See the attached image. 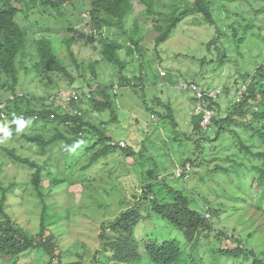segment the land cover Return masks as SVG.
Listing matches in <instances>:
<instances>
[{"label":"rangeland","instance_id":"374dc122","mask_svg":"<svg viewBox=\"0 0 264 264\" xmlns=\"http://www.w3.org/2000/svg\"><path fill=\"white\" fill-rule=\"evenodd\" d=\"M91 1L63 0L57 7L40 4L29 18H26L25 13L17 17L21 27L27 29L30 41L44 37L51 41L54 52L71 76L62 73L45 75L33 69L25 73L22 70L17 94L29 95L31 99H27L31 102H21L20 108L24 112L29 108L49 110L52 107L62 115L72 114L78 106L54 100L59 91H85L88 87L98 85L106 87L112 99L111 109L101 113L91 112L93 110L89 111V104H84L81 108L88 110L84 114L86 120L115 140H133L135 156L126 158L120 151H114L85 171L82 168L88 164L92 152L86 154L84 148L88 147V138L97 139L98 136L92 133L88 134L90 137L86 135L83 149L74 147L66 153L63 144L59 143L41 154L39 148L27 142L22 135L41 134L50 137L58 130L66 132L64 128L56 123L43 127L31 120L11 139L5 135V131L12 122L7 119L5 123H0V187L7 189L12 183L15 184L7 194L4 210L16 227L27 233L34 245L14 258L0 254V264H112L109 261L111 254L103 249L99 239L103 231L101 225L102 222L109 224L115 221L127 207V204L121 203L124 197L117 189L121 185L125 187L131 176L133 191L138 189L140 192L144 178L148 183L152 182L147 172L157 170L160 181L165 178L173 188L189 193L192 204L197 199L199 207L204 205L201 201L204 197L213 204L228 206V194L237 181L227 177L222 170H215L220 165L224 168L232 166L228 159L236 150L232 135L225 134L221 140H215L217 136L214 129L205 137L208 140L195 137L193 141L187 139L193 134L191 123L198 114L195 95L185 86L194 83L204 90L220 91L217 102L222 112L217 118L227 116L228 108L238 101V92L244 85L240 77L254 73L264 62V0H213L211 8L216 26L204 22L202 15H189L171 37L158 47L155 40L160 33L155 27L164 23V15L170 13L178 0H152L153 13L149 12V5L133 0V9L125 26L128 34L110 27L93 32L96 38H111L120 44L118 54L126 64L123 72L119 66L104 60L101 53L103 45L99 42L92 45L91 39L87 38V44L84 40V45H72L74 56L64 42L69 37H79L82 32L91 33L89 13L82 12V8H90ZM194 1L182 0L177 6L183 9ZM76 7L81 8L80 11H76ZM66 22H70L72 30L65 27L68 25ZM252 22L254 29L246 31L245 26ZM217 29H220L222 36L217 46L209 49V42L220 36ZM234 30L238 37L244 36L239 43L232 37ZM131 37L139 40L142 56ZM34 52L36 54V50ZM92 66H95L97 78L92 74ZM122 77L134 79L136 88L122 87ZM236 79L239 84H235ZM7 98L12 99L13 96L1 81L0 100L3 102ZM99 99L103 100L104 96ZM160 102L171 103L178 128H172L168 119L160 117L164 112ZM113 112L117 121L112 119ZM196 140L200 141L203 151L197 150ZM5 148L15 150L16 155L41 165L42 183L39 191L33 185L35 171L17 163ZM258 149L263 150V147ZM187 158L196 160L193 171H197V175L177 178L181 162ZM129 171L131 176L127 175ZM62 179L66 180L65 184L60 181ZM112 187L114 190L110 189ZM218 190L221 194H214ZM2 198L0 188V202ZM254 205L251 202L242 205L247 210L239 219L243 223L242 227L237 225L236 221L239 220L235 214L227 222H220L219 226L226 231L241 227L235 235L241 236L247 246L259 253L264 250V216L253 208ZM142 212L149 214L150 210L143 208ZM2 220L4 217L0 214ZM219 230L214 225L208 238H203L202 234L198 240V250L194 251L193 244L186 241L179 229L154 214L153 218L150 215L149 219L134 228V237L140 243L142 264H152L142 243V240L147 242V238L179 241L185 253L180 264H251L250 260L218 258L212 254V247L227 246L233 249L239 245L233 240L235 235L231 232L227 233L228 238L220 237L222 240L219 244L215 238ZM249 232L253 233L250 238ZM52 236L56 250L53 254H47L38 241L41 238L45 242Z\"/></svg>","mask_w":264,"mask_h":264},{"label":"trees","instance_id":"16d2710c","mask_svg":"<svg viewBox=\"0 0 264 264\" xmlns=\"http://www.w3.org/2000/svg\"><path fill=\"white\" fill-rule=\"evenodd\" d=\"M62 1L0 0V82L2 81L7 86L13 96L12 99L7 98L3 102L0 100V106L3 104V107H0V123H5L4 121H7V119L12 122L11 126L6 129L5 135L11 139L16 137L21 129L23 130L24 127L30 124L31 120H34L35 123H40L43 127L49 123H56L58 126L64 128L66 132L58 130L56 134L50 137H45L41 134L22 135L27 142L36 145L39 151H41V154H43L50 147L59 143L63 144V149L66 153L70 152L74 147L83 149L82 144L87 138L86 135L92 133V135L98 136V138H95L96 140L88 138V147L84 148L86 154L92 152L88 164L82 168L86 169L85 171H89L101 158H107L114 151H120L126 158H133L135 156L134 146L132 145L133 140L129 139L126 141L127 146L124 148L112 146L111 142L117 141L119 143L121 141L108 136L104 130L95 128L92 122L87 121L86 115L84 114L88 110H82V116H74L69 113L62 115L56 108L52 107L49 110L29 108L24 112L21 111V102L26 100L29 103L31 102L29 95L24 94L19 96L17 94V87L20 84L22 70L25 73H30L33 69L45 75L51 73H62L65 76L70 75L54 52L51 41L45 37L37 41H30L28 39L27 29L21 27L17 17L25 13L26 18H29L32 11L39 8L40 4L45 7H57ZM132 1L92 0L90 2V8H82V12L89 13L92 30L91 33L82 32L79 34V37L72 36L64 41L68 45L71 55L74 56L71 50L72 45H84L83 41L88 38L91 39L90 44L92 45L96 41L102 44L103 49L101 53L104 60L110 64L119 66L123 72L126 69V64L118 54V51L121 49L120 44H117V41L111 38H96L93 32L97 33L105 27H110L118 28L123 34H128L125 26L129 13L133 9ZM139 1L149 5V8H151L149 12L153 13L152 0ZM179 1L182 0H178V4ZM177 5H175L169 14L164 15L166 16L164 23L158 24L155 27L160 33L155 40L156 47L166 42L189 15H202L204 22L210 26H216V19L211 8L214 5L213 0H195L194 2H189L183 9H180ZM80 9L76 7V11H80ZM45 11L47 12L48 9H45ZM252 21L254 22L253 18ZM253 22L245 26L246 31L254 29ZM66 23L68 25L65 27L68 30H72L70 22ZM217 32L220 36L209 42V49L217 46L218 40L222 36L220 29H217ZM232 37L236 40V43L244 39V36L241 38L238 37L235 30ZM130 39L138 47L137 50L142 56L143 51L139 46V40L133 37ZM34 50H36V54ZM91 71L94 77L97 78L95 66L91 67ZM240 79L247 86V90L243 95H238V101L236 100L235 104L228 108L227 116L217 118V115L222 112L221 105L217 100L213 101L209 99L208 107L215 112V115L208 129H201L200 123L202 121V115L198 114L192 120L193 134L187 136V139L191 141H193L195 136L206 140L207 138L205 137L209 135V131H213L214 129L215 136H217L215 140H221L225 134L232 135V141L236 148L234 154L228 156L232 166L224 168L220 165L215 169L222 170L232 180L237 179L235 185L232 187L233 189L228 194V206L222 203L213 204L207 197L201 200L202 204L204 203V205H201L202 207L197 206V199H194L193 201L195 203L192 204L189 193L187 195L184 191L173 188L165 178L160 181L157 170H149L147 172L152 182L148 183L146 178H144L145 182L140 186V192L138 189L133 191V177L129 171L127 175L131 176L130 182L125 187L121 185L117 189L124 197V201L121 203L123 205L127 204V207L120 213L119 217L117 216L115 221H111L109 224L102 222L103 224L101 225L103 231L99 239L101 240L103 249L111 254L109 261H112V264H142L143 256L140 251V243L134 237V228L141 222L149 219L150 215L153 218V215L157 214L173 227L179 229L183 233L186 241L193 244L194 251L198 250V240L201 235L203 234V238H208L214 225L217 226V229H221L218 235H215L217 236L215 238L219 244L222 240L220 237L228 238V232H231L233 235L239 233L238 230L241 229L243 224L239 219L243 217V213L246 210V208H242V205L248 202L254 203L253 208L260 212L261 216H264V62L256 68L254 73L244 75ZM133 80L122 77L121 86L136 88L137 85ZM235 84H239L238 79L235 80ZM107 91L106 87L98 85L95 95L88 102L89 111L93 110L91 112L101 113L104 110L111 109L112 99ZM101 96H104L103 100L99 99ZM29 97L30 99H27ZM162 104L164 112L160 114V117L168 119L172 123V128H178L171 103L166 104L160 102V105ZM46 106L48 107V105ZM114 113L112 119L117 121L118 118ZM249 133L250 135H248ZM196 144L198 146L197 150L199 152L203 151L201 150L202 147H200L199 140H196ZM259 147H263V150H259ZM5 151L9 152L17 163L35 171L32 180L34 187L39 191V186L42 183L41 165L29 158L16 155L15 150H7L5 148ZM195 163L196 160L190 158L183 160L180 165L182 173L176 177L185 179L195 176V174L197 175V171H193ZM187 164L192 165L191 172H187ZM60 181L65 184L66 180L62 179ZM14 187V183L7 189H4L2 186L0 187L3 192V198L0 202V214L4 217V220L0 221V254L12 256L13 258L26 249L34 247L33 241L28 239L27 233L19 230L4 210L7 194ZM110 189L114 190L113 187ZM226 192L225 190L224 193ZM215 193L221 194L220 190L215 191ZM143 208L150 210V213H143ZM234 214L238 215L237 220L239 222L236 221V223L241 227L236 226L231 231L223 230L219 226V223L227 222ZM238 235L240 236V234ZM252 236L253 233L249 232L248 237L250 238ZM53 237H50L45 242H42L41 238L38 241L39 245L43 246L47 254H53L56 250L55 243L52 241ZM233 240L238 242L239 245L233 249L227 246L212 247V254L218 258L246 259L250 260L251 264H264V250L257 253L244 243L241 236L237 237L235 235ZM142 243L144 252L148 255L150 263L152 264H180L185 257L180 242L174 239L160 241L159 239L147 238V242L142 240Z\"/></svg>","mask_w":264,"mask_h":264},{"label":"built area","instance_id":"2783aa9c","mask_svg":"<svg viewBox=\"0 0 264 264\" xmlns=\"http://www.w3.org/2000/svg\"><path fill=\"white\" fill-rule=\"evenodd\" d=\"M98 86L95 87H88L85 91H78L77 89H74L69 92H61L59 91V94L54 98V100H57V102H61L65 105H72L76 104L78 107L84 104H87L89 100L95 95L97 91ZM191 91L194 93L195 98L197 100V107H196V113L202 115V121L200 123L202 130H207L209 127V124L211 123L215 112L208 107V101L217 99L219 95V91H204L200 89L196 84H191L190 87ZM3 107V106H0ZM74 115L82 116L83 111L79 108L74 109ZM112 146H120L122 148L126 147V142H119L111 143ZM186 170L190 171L191 167L190 164H187ZM182 173V170L179 171V175Z\"/></svg>","mask_w":264,"mask_h":264},{"label":"clouds","instance_id":"9594fccd","mask_svg":"<svg viewBox=\"0 0 264 264\" xmlns=\"http://www.w3.org/2000/svg\"><path fill=\"white\" fill-rule=\"evenodd\" d=\"M190 85H191V84L186 85L185 87H187V89H190V88H189ZM243 86H244V85H243ZM243 86H242L241 91L238 92L239 95H243V93L245 92L244 90H247V87H246V86L243 87ZM122 87H123V86H122ZM126 87H128V86H126ZM243 89H244V90H243ZM190 90H191V89H190ZM209 91H218V90H210V89H209L207 92H209ZM219 92H220V91H219ZM220 94H221V92L219 93V95H220ZM219 95H218V96H219ZM195 99H196V98H195ZM217 99H218V97H217ZM217 99H215V100H213V101H216ZM2 105H3V104H2ZM2 105H1V106H2ZM72 105H73V104H72ZM81 106H82V105H81ZM81 106H79V107H77V108H79V109L82 110ZM196 107H197V106H196ZM70 115H74V113H72V114H70ZM74 116H75V115H74ZM154 116H155V115L153 114V117H154ZM195 137H196V138H199V136H195ZM113 142L118 143L117 141H113ZM121 142H122V141H121ZM111 143H112V142H111ZM121 148H122V147H121ZM190 167H192V165H190ZM180 170H181V169H180ZM191 171H192V169H191L190 171H187V172H191ZM180 174H181V173H180ZM176 175H179V174L176 173Z\"/></svg>","mask_w":264,"mask_h":264},{"label":"crops","instance_id":"0c3cea01","mask_svg":"<svg viewBox=\"0 0 264 264\" xmlns=\"http://www.w3.org/2000/svg\"><path fill=\"white\" fill-rule=\"evenodd\" d=\"M162 74H163V72H161V76H163ZM102 87H103V86H102ZM191 125H192V123H191ZM192 129H193V127H192ZM118 141H125V142H126V141H128V140H126V139H120V140H118Z\"/></svg>","mask_w":264,"mask_h":264}]
</instances>
